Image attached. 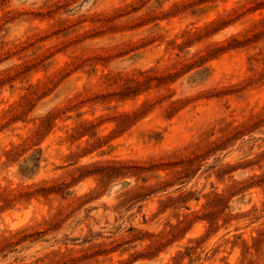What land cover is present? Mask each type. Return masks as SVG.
Returning a JSON list of instances; mask_svg holds the SVG:
<instances>
[{"label":"rangeland","instance_id":"rangeland-1","mask_svg":"<svg viewBox=\"0 0 264 264\" xmlns=\"http://www.w3.org/2000/svg\"><path fill=\"white\" fill-rule=\"evenodd\" d=\"M0 264H264V0H0Z\"/></svg>","mask_w":264,"mask_h":264}]
</instances>
